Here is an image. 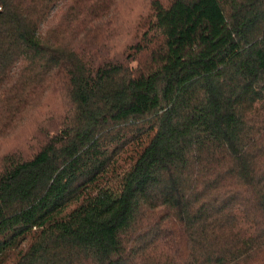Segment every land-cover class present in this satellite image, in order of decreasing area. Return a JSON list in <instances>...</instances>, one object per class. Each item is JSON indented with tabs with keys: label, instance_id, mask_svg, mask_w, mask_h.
<instances>
[{
	"label": "trees",
	"instance_id": "16d2710c",
	"mask_svg": "<svg viewBox=\"0 0 264 264\" xmlns=\"http://www.w3.org/2000/svg\"><path fill=\"white\" fill-rule=\"evenodd\" d=\"M122 2L0 0V264H264V0Z\"/></svg>",
	"mask_w": 264,
	"mask_h": 264
},
{
	"label": "rangeland",
	"instance_id": "374dc122",
	"mask_svg": "<svg viewBox=\"0 0 264 264\" xmlns=\"http://www.w3.org/2000/svg\"><path fill=\"white\" fill-rule=\"evenodd\" d=\"M151 0H123L119 9V17L117 23V35L114 40L117 48H121L123 44L142 30V26L146 23L150 13ZM57 96L53 100L42 102V106L38 107L34 115L22 125H18L15 129L9 130L4 136L0 137V155L13 147L30 148L35 140L31 138V134L36 131L38 124L52 127L57 119V109L61 108V103ZM61 105V106H60ZM55 110L56 113L51 112Z\"/></svg>",
	"mask_w": 264,
	"mask_h": 264
}]
</instances>
